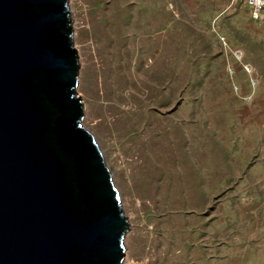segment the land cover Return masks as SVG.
Wrapping results in <instances>:
<instances>
[{"label":"rangeland","instance_id":"obj_1","mask_svg":"<svg viewBox=\"0 0 264 264\" xmlns=\"http://www.w3.org/2000/svg\"><path fill=\"white\" fill-rule=\"evenodd\" d=\"M69 8L82 125L130 225L123 264H264V17L231 0Z\"/></svg>","mask_w":264,"mask_h":264},{"label":"water","instance_id":"obj_2","mask_svg":"<svg viewBox=\"0 0 264 264\" xmlns=\"http://www.w3.org/2000/svg\"><path fill=\"white\" fill-rule=\"evenodd\" d=\"M69 0H0V264H123L130 229L82 125Z\"/></svg>","mask_w":264,"mask_h":264},{"label":"built area","instance_id":"obj_3","mask_svg":"<svg viewBox=\"0 0 264 264\" xmlns=\"http://www.w3.org/2000/svg\"><path fill=\"white\" fill-rule=\"evenodd\" d=\"M242 2L249 9L250 18L254 22L261 21L264 17V0H231ZM247 69V68H245Z\"/></svg>","mask_w":264,"mask_h":264}]
</instances>
